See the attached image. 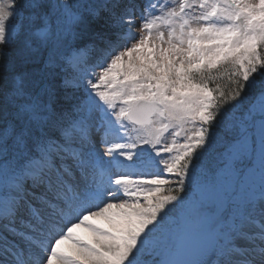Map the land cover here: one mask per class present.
Listing matches in <instances>:
<instances>
[{"label":"snow or ice","instance_id":"obj_1","mask_svg":"<svg viewBox=\"0 0 264 264\" xmlns=\"http://www.w3.org/2000/svg\"><path fill=\"white\" fill-rule=\"evenodd\" d=\"M0 264H264V0H0Z\"/></svg>","mask_w":264,"mask_h":264}]
</instances>
